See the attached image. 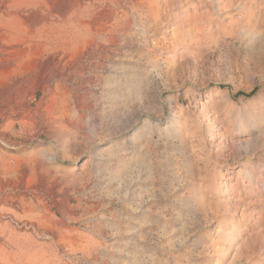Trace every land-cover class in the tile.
I'll return each mask as SVG.
<instances>
[{
  "label": "rangeland",
  "instance_id": "obj_1",
  "mask_svg": "<svg viewBox=\"0 0 264 264\" xmlns=\"http://www.w3.org/2000/svg\"><path fill=\"white\" fill-rule=\"evenodd\" d=\"M243 2L0 0L16 264H264V0L236 22Z\"/></svg>",
  "mask_w": 264,
  "mask_h": 264
},
{
  "label": "bare ground",
  "instance_id": "obj_2",
  "mask_svg": "<svg viewBox=\"0 0 264 264\" xmlns=\"http://www.w3.org/2000/svg\"><path fill=\"white\" fill-rule=\"evenodd\" d=\"M228 1H231V0H228ZM236 1V0H235ZM242 1V0H240ZM238 2V1H237ZM255 2V0H248V3L250 4L248 6V8L245 10L244 8V2L243 3H240L236 6V9L238 11V13L236 15H234L232 17V19L236 20V22H239L241 20H243L244 18H251L253 17V15L255 14V10H257L256 8H254L253 6H251V4H253ZM228 7V6H227ZM225 7V8H227ZM234 7V3L232 6H229L228 8H232ZM5 19V18H4ZM3 21V20H2ZM6 22V21H5ZM4 22V23H5ZM5 28V27H4ZM31 41V40H30ZM43 43V42H42ZM44 44V43H43ZM50 44V43H49ZM48 44V45H49ZM53 44V43H52ZM28 45V44H27ZM47 45V43H46ZM47 45V46H48ZM49 47V46H48ZM43 48V47H42ZM55 49V47H54ZM53 49V50H54ZM47 50V49H46ZM50 51V50H49ZM258 63L260 64H263L264 63V49L261 51L260 53V56L258 57L257 59ZM1 206V205H0ZM21 206V205H20ZM32 206V205H31ZM35 207V210H36V206ZM31 208V207H30ZM4 209V208H3ZM38 209V208H37ZM2 210V209H1ZM8 210V209H7ZM3 211V210H2ZM31 211V210H30ZM1 212V211H0ZM29 212V210H28ZM33 212V211H32ZM2 215V214H1ZM27 219V218H26ZM30 219V218H29ZM35 223V222H34ZM19 257L18 256V253L17 254H9L7 252H5L2 247L0 246V264H16V261H14V259L16 260V258Z\"/></svg>",
  "mask_w": 264,
  "mask_h": 264
},
{
  "label": "trees",
  "instance_id": "obj_3",
  "mask_svg": "<svg viewBox=\"0 0 264 264\" xmlns=\"http://www.w3.org/2000/svg\"><path fill=\"white\" fill-rule=\"evenodd\" d=\"M255 91H253L251 94H249L250 96L254 94ZM239 96H244V97H249V95L246 94H238Z\"/></svg>",
  "mask_w": 264,
  "mask_h": 264
}]
</instances>
